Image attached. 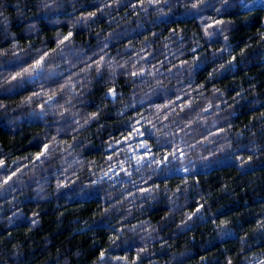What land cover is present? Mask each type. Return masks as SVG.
I'll return each mask as SVG.
<instances>
[{
	"label": "trees",
	"instance_id": "obj_1",
	"mask_svg": "<svg viewBox=\"0 0 264 264\" xmlns=\"http://www.w3.org/2000/svg\"><path fill=\"white\" fill-rule=\"evenodd\" d=\"M0 264H264V0H0Z\"/></svg>",
	"mask_w": 264,
	"mask_h": 264
}]
</instances>
